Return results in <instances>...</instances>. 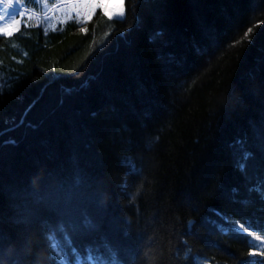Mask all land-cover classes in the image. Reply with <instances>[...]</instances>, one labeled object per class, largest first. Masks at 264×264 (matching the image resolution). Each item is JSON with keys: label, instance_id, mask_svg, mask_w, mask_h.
<instances>
[{"label": "trees", "instance_id": "trees-1", "mask_svg": "<svg viewBox=\"0 0 264 264\" xmlns=\"http://www.w3.org/2000/svg\"><path fill=\"white\" fill-rule=\"evenodd\" d=\"M262 21L264 0H127L86 34L0 37V216L55 219L50 198L108 189L78 203L75 229L33 226L34 260L264 264L236 231L264 237Z\"/></svg>", "mask_w": 264, "mask_h": 264}, {"label": "snow or ice", "instance_id": "snow-or-ice-1", "mask_svg": "<svg viewBox=\"0 0 264 264\" xmlns=\"http://www.w3.org/2000/svg\"><path fill=\"white\" fill-rule=\"evenodd\" d=\"M61 5L67 8L65 15L68 19L79 21L81 25L79 30L86 34L89 31L86 25L93 22L97 13L108 21L124 17L127 0H61ZM16 9L19 11L17 12ZM29 20H31V16L29 10L24 6L23 0H0V37H13ZM252 32L253 28H249L245 35ZM258 147L261 152H264V140ZM43 181L44 174L42 173L33 179V188L39 191ZM88 189L89 191L75 193L69 198H50L48 209L54 214L55 219L43 218L41 211L34 207H26L23 211H17L14 217L7 220L0 216V264H40L38 259H33L37 243L31 235L33 226H36L39 231L47 232H51L57 227L61 231H65L67 227L75 229L77 226L74 223V215L81 200L99 197L101 204L108 202V189L105 181H92L89 183ZM35 199L37 203L42 200L39 196ZM6 222L23 226V231L18 233L16 239H12L3 230V225ZM86 226L94 227L91 222H86ZM236 226L247 232L248 235L254 236L255 240L264 242V237L250 232L244 224L237 222ZM251 255L264 256V252L253 251Z\"/></svg>", "mask_w": 264, "mask_h": 264}, {"label": "rangeland", "instance_id": "rangeland-1", "mask_svg": "<svg viewBox=\"0 0 264 264\" xmlns=\"http://www.w3.org/2000/svg\"><path fill=\"white\" fill-rule=\"evenodd\" d=\"M23 3L24 6L29 10V14L31 16V20L27 21L24 26L41 27L44 29V31L49 32L62 27L69 21H76L68 19V17L65 15L67 8L61 5V0H23ZM9 11L11 12L12 10L10 9ZM16 11L18 12L19 9H16ZM76 22L79 23V21ZM253 238L254 236H250V241L253 247L258 252L264 251V242L257 241L255 238Z\"/></svg>", "mask_w": 264, "mask_h": 264}, {"label": "bare ground", "instance_id": "bare-ground-1", "mask_svg": "<svg viewBox=\"0 0 264 264\" xmlns=\"http://www.w3.org/2000/svg\"><path fill=\"white\" fill-rule=\"evenodd\" d=\"M254 239V238H253Z\"/></svg>", "mask_w": 264, "mask_h": 264}]
</instances>
